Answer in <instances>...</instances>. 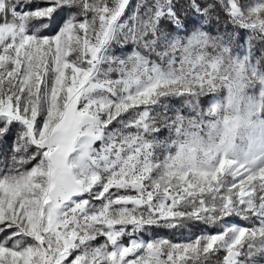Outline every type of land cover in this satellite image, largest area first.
<instances>
[{"label": "snow or ice", "instance_id": "snow-or-ice-1", "mask_svg": "<svg viewBox=\"0 0 264 264\" xmlns=\"http://www.w3.org/2000/svg\"><path fill=\"white\" fill-rule=\"evenodd\" d=\"M14 127L0 264H264V0H0Z\"/></svg>", "mask_w": 264, "mask_h": 264}, {"label": "trees", "instance_id": "trees-1", "mask_svg": "<svg viewBox=\"0 0 264 264\" xmlns=\"http://www.w3.org/2000/svg\"><path fill=\"white\" fill-rule=\"evenodd\" d=\"M133 4L135 3V0H132ZM242 2H249V0H242ZM60 20V16L58 15L56 19L52 22V28L48 30L46 34H51V32L55 29L57 23ZM173 106H178L176 101H172ZM16 134V130L12 128L11 132L8 134V136L4 140H0V160H3V158L7 155V149L9 148L11 141L14 140ZM236 217L233 216L229 220L226 221V223H236V224H247L246 221H243L242 219L238 218V220L235 219ZM221 225H207L204 222L200 221H186L181 227L171 229V228H165V227H158V228H151L146 230L144 233L141 234V237L144 239H150L154 237H161L168 239L170 241H185L191 238H194L195 236H198L202 233H209V232H215L218 231ZM127 238H125V241ZM223 260V253L222 251L217 253L216 255L212 256L210 258V264H221Z\"/></svg>", "mask_w": 264, "mask_h": 264}, {"label": "rangeland", "instance_id": "rangeland-1", "mask_svg": "<svg viewBox=\"0 0 264 264\" xmlns=\"http://www.w3.org/2000/svg\"><path fill=\"white\" fill-rule=\"evenodd\" d=\"M14 129L17 131V129H16L15 127H14ZM12 143H13V141H11V142L9 143V145L12 144ZM11 146H12V145H10L9 148L7 149V155H8L9 152H10ZM235 219L238 220L237 217H236ZM241 225H243V224H241ZM195 237H196V236H195ZM195 237H194V238H195ZM158 238H161V237H154V238L145 239V240L158 239ZM143 239H144V238H143ZM164 239H165V238H164ZM191 239H193V238H191ZM188 240H189V239H188ZM185 241H186V240H185ZM173 242H184V241H173ZM222 253H223V252H222ZM223 256H224V253H223Z\"/></svg>", "mask_w": 264, "mask_h": 264}]
</instances>
